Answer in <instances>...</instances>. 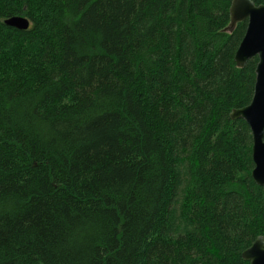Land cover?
<instances>
[{
	"label": "trees",
	"instance_id": "obj_1",
	"mask_svg": "<svg viewBox=\"0 0 264 264\" xmlns=\"http://www.w3.org/2000/svg\"><path fill=\"white\" fill-rule=\"evenodd\" d=\"M231 1L0 0V264H247L264 187L230 114L258 60L235 66Z\"/></svg>",
	"mask_w": 264,
	"mask_h": 264
},
{
	"label": "water",
	"instance_id": "obj_2",
	"mask_svg": "<svg viewBox=\"0 0 264 264\" xmlns=\"http://www.w3.org/2000/svg\"><path fill=\"white\" fill-rule=\"evenodd\" d=\"M228 13L229 32L237 24L246 22L244 36L234 54L236 68L242 69L254 57L258 60L251 102L244 108L233 110L230 119H241L249 127L254 165L251 178L257 186L264 187V4L255 6L252 0H232ZM4 24L20 31L29 28V22L23 17H12ZM241 257L247 264H264V237H257Z\"/></svg>",
	"mask_w": 264,
	"mask_h": 264
}]
</instances>
